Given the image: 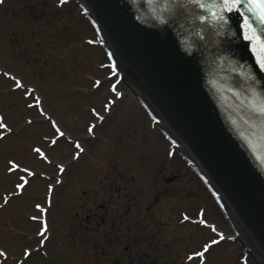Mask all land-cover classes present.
Returning <instances> with one entry per match:
<instances>
[{
	"label": "rangeland",
	"instance_id": "374dc122",
	"mask_svg": "<svg viewBox=\"0 0 264 264\" xmlns=\"http://www.w3.org/2000/svg\"><path fill=\"white\" fill-rule=\"evenodd\" d=\"M5 70L28 77V87L36 89L46 111L71 139L91 141L53 196L47 213L51 241L46 249L34 251L27 264H188L185 253L217 238L202 225L182 222L185 213L199 219L201 209L218 232L236 237L206 185L117 74L75 0L64 7L59 0H4L0 72ZM97 79L99 89L93 87ZM113 84L122 98L112 92ZM13 87L0 77V114L17 132L0 141V192L11 189L17 178L5 174L9 158H23L40 176L22 201L0 210V248L9 252L3 264H13L26 245L33 250L39 246L40 225L28 217L41 215L34 203L44 201L49 181L42 177L54 175L30 153V146L47 150L44 137L52 138L53 129L35 110H25L20 93H10ZM112 99L117 105L111 119L98 127L93 140L86 132L90 122H97L90 108L107 115L102 106ZM26 119L35 126L25 129ZM72 150L61 140L53 155L67 163ZM246 251L239 239L227 240L211 251L207 264H237L241 254L248 264H257Z\"/></svg>",
	"mask_w": 264,
	"mask_h": 264
},
{
	"label": "water",
	"instance_id": "95a60500",
	"mask_svg": "<svg viewBox=\"0 0 264 264\" xmlns=\"http://www.w3.org/2000/svg\"><path fill=\"white\" fill-rule=\"evenodd\" d=\"M76 2L127 86L264 264V133L251 117L248 78L256 75L254 87L264 92V73L234 54L228 28L210 18L201 24L191 8L178 23H160L176 15L162 11L170 0Z\"/></svg>",
	"mask_w": 264,
	"mask_h": 264
},
{
	"label": "snow or ice",
	"instance_id": "6c2138e0",
	"mask_svg": "<svg viewBox=\"0 0 264 264\" xmlns=\"http://www.w3.org/2000/svg\"><path fill=\"white\" fill-rule=\"evenodd\" d=\"M151 2V0H149ZM4 3V0H0V5ZM69 3V0H59V7H64ZM176 10V15L173 19H160V23L169 25L170 23H178L180 16L184 13L185 9H193V17L201 24L211 21L221 27H226L231 32L235 39L232 41L236 45V52L242 57H246L251 61V66H254L259 73H264V0H170L162 5V11H168L169 9ZM199 10V11H196ZM155 11V10H154ZM235 14V15H230ZM87 15V11H85ZM95 25L96 21H92ZM198 35V33H197ZM88 44H93V40L87 41ZM113 56L112 52L108 53L109 59ZM104 67V65H101ZM115 64H113V68ZM115 75V72H113ZM0 77H4L14 84L10 93H20V100L24 103L25 110L31 112L35 110L40 117L47 122L53 129L52 138L44 137L47 141V150L41 146H30V153L35 158L47 164L54 170V175L43 176L42 178L49 181L46 184V193L43 203H34V208L38 210L41 215H30L29 221L38 223L40 227L36 231L38 237V247L33 250L31 245H26L22 252L21 257L13 262V264H27L34 255L35 252H39L41 249H46L48 243L51 241V229L49 226V219L47 213L53 206L54 194L63 187L65 183V176L71 169L75 168L86 155L87 149L85 143H91V141H81L77 139H71L65 130L62 129L60 123L53 119L45 109V100L41 96L36 95V89L28 87V77L11 74V70H5L0 72ZM249 80L251 84L249 90L251 91V101L249 102V108L251 110V117L256 121L262 133H264V92H258L254 85L257 83L256 75H250ZM101 81L99 79L93 82V87L99 89L101 87ZM112 92H116V85H112ZM117 97L122 98V94L116 92ZM31 98V100H29ZM117 105V100H108L103 104L102 110L107 115L101 114L96 107H91L90 112L96 123H89L86 126L87 134L94 140L97 136L98 127H102L103 124L111 119L113 109ZM35 126V122L32 119L25 120V129ZM21 129L20 131H24ZM9 123L6 122V117L0 114V141H5L8 137L16 135ZM61 140L67 141L72 145L71 161L65 162L59 160L53 153L59 148ZM6 176L15 175L17 178L12 182V188H5L0 192V210H4L17 201H22L25 197V193L32 187L34 180H36L40 174L31 167L24 163L23 158H9L5 165ZM46 205V206H45ZM182 222H190L192 224L202 225L205 228L216 233L217 238H210L203 242L199 248H193L190 253H185V259L188 264H207V256L211 251L221 245L222 242L227 240L235 241L236 237H226L223 232H218L217 228L213 224H209L204 219V210L201 209L199 213V219L192 220L191 217L185 213L183 215ZM47 256V251L44 252ZM9 259V252L7 249L0 248V264ZM248 264V257L241 254L238 257L237 264Z\"/></svg>",
	"mask_w": 264,
	"mask_h": 264
},
{
	"label": "flooded vegetation",
	"instance_id": "af4514ba",
	"mask_svg": "<svg viewBox=\"0 0 264 264\" xmlns=\"http://www.w3.org/2000/svg\"><path fill=\"white\" fill-rule=\"evenodd\" d=\"M168 180H170V179H168Z\"/></svg>",
	"mask_w": 264,
	"mask_h": 264
}]
</instances>
